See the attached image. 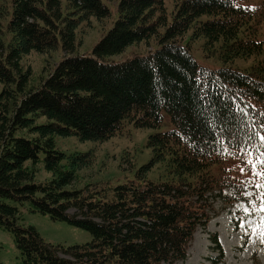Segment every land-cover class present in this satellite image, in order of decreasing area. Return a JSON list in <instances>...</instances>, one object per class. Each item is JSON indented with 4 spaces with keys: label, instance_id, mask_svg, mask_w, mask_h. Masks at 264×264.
Segmentation results:
<instances>
[{
    "label": "trees",
    "instance_id": "obj_1",
    "mask_svg": "<svg viewBox=\"0 0 264 264\" xmlns=\"http://www.w3.org/2000/svg\"><path fill=\"white\" fill-rule=\"evenodd\" d=\"M165 2L120 0L118 19L93 49L97 58L67 57L32 87L23 56L55 50L59 35L64 51H73L77 27L111 11L102 0H68L67 13L62 0H0V228L12 233L23 264H178L188 259L198 228L210 223L217 200L250 201L249 190L262 197L264 0H176L171 21ZM190 31L224 63L256 62L245 70L199 68L181 43ZM154 39L160 47L146 55L101 61ZM163 111L174 129L149 137L152 161L141 172L162 164L167 181L67 189L91 160L58 151L57 136L105 142L125 122L160 128ZM39 117L49 122L37 125ZM41 153L54 178L37 184L26 163L36 165ZM64 159L72 169H63ZM13 203L84 229L93 241L48 244L36 228L20 225ZM256 205L264 208L261 198ZM212 243L218 256L208 261L224 264L219 239Z\"/></svg>",
    "mask_w": 264,
    "mask_h": 264
},
{
    "label": "rangeland",
    "instance_id": "obj_2",
    "mask_svg": "<svg viewBox=\"0 0 264 264\" xmlns=\"http://www.w3.org/2000/svg\"><path fill=\"white\" fill-rule=\"evenodd\" d=\"M120 0H102L111 11V15L98 20L92 18L90 23H82L76 29V47L71 52H65L59 35L58 47L45 54L31 53L20 60L24 70L32 71L30 86L37 87L41 81L48 77L55 66L67 57L80 56L97 58L93 52L94 47L114 26L118 19V3ZM176 0H166L165 7L170 13L175 10ZM64 12L67 13L68 0H62ZM162 33L165 29L161 30ZM8 37V36H7ZM183 46L190 47L191 55L199 68L218 70L225 66L238 70H245L253 66L255 58L235 59L224 63L217 54H212L205 47L203 38L194 39L192 32L187 33L181 41ZM160 47L157 40L135 43L128 46L122 53L107 56L101 59L104 63H122L135 55H146ZM3 85L0 82V93ZM163 123L160 128H136L133 124L125 122L121 130L113 138L105 142L81 141L76 136L55 138V147L67 156L76 154H89L91 163L80 169H76V180L68 186V190H82L86 187L98 190L111 191L117 186L130 182L145 184L146 182H165L169 176L162 164H154L150 168L141 170L151 164L152 151L148 147L151 135L164 133L174 129L171 115L163 111ZM46 117H39L37 125L47 124ZM32 138L31 134H25ZM45 154H40V162L36 165L28 161L26 166L34 171V181L37 184L52 180L53 174L45 167ZM62 165L65 169H72L70 159H64ZM251 176H244L250 179ZM249 181V180H246ZM245 181V182H246ZM249 184V183H247ZM250 185V184H249ZM247 185V188L250 186ZM228 195H234V191H225ZM264 197V193H261ZM234 197L239 198V194ZM250 201L239 200L232 205L222 200H217L211 221L206 227H200L194 234L190 244L188 259L178 264H210L209 258H216L218 253L214 251L213 238L217 237L224 250V264H264V215L252 214L256 210V198H261L255 190H249L245 195ZM15 204L20 210V225L34 227L42 239L53 246L72 247L85 245L93 241L90 232L77 228L67 222L52 220L48 215L35 213L30 210L29 203ZM247 209V211H245ZM0 263L23 264L22 256L18 250L11 232L0 228Z\"/></svg>",
    "mask_w": 264,
    "mask_h": 264
},
{
    "label": "snow or ice",
    "instance_id": "obj_3",
    "mask_svg": "<svg viewBox=\"0 0 264 264\" xmlns=\"http://www.w3.org/2000/svg\"><path fill=\"white\" fill-rule=\"evenodd\" d=\"M244 169L242 168L241 169V171H243ZM254 175L256 174V173H253ZM257 187H260L259 185L257 186ZM262 203H264V197H262V201H261ZM245 211H247V209H245Z\"/></svg>",
    "mask_w": 264,
    "mask_h": 264
}]
</instances>
